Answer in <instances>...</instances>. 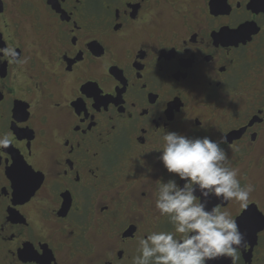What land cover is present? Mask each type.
I'll return each instance as SVG.
<instances>
[{
	"label": "flooded vegetation",
	"instance_id": "flooded-vegetation-1",
	"mask_svg": "<svg viewBox=\"0 0 264 264\" xmlns=\"http://www.w3.org/2000/svg\"><path fill=\"white\" fill-rule=\"evenodd\" d=\"M6 46L27 63H0V264H133L174 232L152 195L183 185L167 131L226 136L253 191L206 208L244 234L237 264H264V0H0Z\"/></svg>",
	"mask_w": 264,
	"mask_h": 264
},
{
	"label": "clouds",
	"instance_id": "clouds-1",
	"mask_svg": "<svg viewBox=\"0 0 264 264\" xmlns=\"http://www.w3.org/2000/svg\"><path fill=\"white\" fill-rule=\"evenodd\" d=\"M0 53V63H27L13 46L0 48ZM162 139L163 144L156 149L162 150L159 160L183 185L176 179H158L152 195L155 209L168 217L174 232L153 231L141 237L133 264H206L220 257H229L237 264L238 249L247 246L244 234L229 212L216 206L206 208L212 197L246 205L253 191L251 184L241 185L238 170L229 165L227 152L220 146L228 144L226 136L213 140L167 131ZM10 143L7 135L0 136V148Z\"/></svg>",
	"mask_w": 264,
	"mask_h": 264
}]
</instances>
